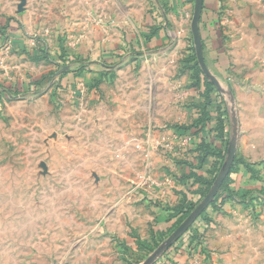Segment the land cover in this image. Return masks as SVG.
<instances>
[{
    "label": "rangeland",
    "instance_id": "374dc122",
    "mask_svg": "<svg viewBox=\"0 0 264 264\" xmlns=\"http://www.w3.org/2000/svg\"><path fill=\"white\" fill-rule=\"evenodd\" d=\"M120 1L0 0V264H141L173 231L151 252L130 239L125 196L144 169L126 97L137 94V67L125 55L92 58V21L118 18ZM250 49L239 58L254 66L236 80L262 153L264 0H254ZM121 213L125 238L107 231ZM231 224L241 240L216 263L264 264V198Z\"/></svg>",
    "mask_w": 264,
    "mask_h": 264
},
{
    "label": "crops",
    "instance_id": "0c3cea01",
    "mask_svg": "<svg viewBox=\"0 0 264 264\" xmlns=\"http://www.w3.org/2000/svg\"><path fill=\"white\" fill-rule=\"evenodd\" d=\"M120 3L118 18L108 15L102 21H92V58L111 61L113 55H125L127 69L137 67L135 82L129 84L136 86L137 94L135 97L126 94L132 103L136 101L137 120L131 128L136 129L142 149L138 165L144 167L135 190L125 196L130 239L135 242V239H148L153 231L170 227L173 221L164 222L168 215L162 206L176 208L183 202L199 201L218 160L196 151V146L205 138L207 143L223 149L231 136V122L228 96L218 91L220 97L211 95L206 106L208 121L204 130H197L196 123L206 99L203 80L197 88L191 87L192 63L187 60L194 48L190 29L194 0H150V3L121 0ZM199 30L209 71L236 99L239 120L236 155L253 169L260 170L262 181L252 179L251 173L238 165L239 170L231 175L230 187L241 192L207 208L155 264L216 263L225 247L236 243L237 238L241 240L231 223L235 215L241 216L251 206L247 202L256 195L254 192L251 196L245 195L246 189L254 190L264 184L261 175L264 167L259 166L264 162V149L261 153L256 148L260 144L244 111L243 101H246L238 97L236 80L242 78L236 72L238 69L254 66L251 58L245 57V63L239 58L240 51L245 55L253 52L250 46L254 45V0H204ZM182 127L187 128L186 133ZM164 148L166 156L162 155ZM135 193L138 196L134 198ZM134 201L136 214L129 206ZM124 220L125 215L121 213L120 228L110 223L107 231L125 238L128 233ZM161 237L162 233L155 236L156 240ZM117 255V261L122 263L124 256Z\"/></svg>",
    "mask_w": 264,
    "mask_h": 264
},
{
    "label": "trees",
    "instance_id": "16d2710c",
    "mask_svg": "<svg viewBox=\"0 0 264 264\" xmlns=\"http://www.w3.org/2000/svg\"><path fill=\"white\" fill-rule=\"evenodd\" d=\"M202 14V13H201ZM188 62L192 63V66L190 67L191 69V79L194 80V83L192 84V88H197L200 80H203L205 83V91L203 93L204 98L206 99L205 106L200 110V115L198 117L196 125L197 127L200 128L198 132H202L204 130L205 122L208 121L206 118H208V112L206 110V106L210 103V97L211 95H216L217 97H220L218 91L214 87V85L206 79V77L203 75L202 71L200 70V67L197 63L194 48L191 49L190 55L187 57ZM181 130V127H178ZM178 129V130H179ZM182 129H185L183 131L186 133L187 128L182 127ZM189 130V129H188ZM228 141L224 145L223 149L216 147L215 145H211L205 141V138H202L200 143L196 146V151L198 152H204L205 154L214 156L217 161V168L213 174L212 179L209 182H206V188L203 190V192L200 194V199L199 201L193 202V201H188V202H183L176 208H168L167 206H162L163 211L168 215L166 219H163L164 222H171V225L168 229L165 231H159V232H152V235L146 240H136L137 247L143 248V247H149L148 251L151 252L154 248H156V234L162 233V236L169 234L172 230H174L186 217L187 215L195 208V206L201 201V199L206 195L208 190L210 189L211 185L213 184L219 169L226 157V151H227V145ZM264 164V162L259 163V166ZM238 165H242L244 168H246L249 173H251V178L254 179L255 181H262L261 176H260V170L251 167L250 165L244 163L237 155H235L233 164L231 166L230 172L226 179L224 180L222 186L220 187L216 197L214 198L213 202L209 205V207H213L216 203L220 201V203H224L227 199H232L236 194H239L241 190H236V189H231V184L233 183V179L231 178V175L236 173L238 169ZM258 165V164H257ZM251 189H246L245 195L248 196L251 192L256 193L254 197H251L249 199V202H247V205H254L255 202L260 201L261 199L264 198V184L260 185L259 187H255L254 190ZM254 202V203H253ZM156 205L158 203H155ZM160 204V203H159ZM208 207V208H209ZM206 210L202 213L200 217H202L205 214ZM199 217V218H200ZM198 218V219H199ZM159 219V218H157ZM159 221V220H158ZM192 228V226H191ZM190 228V229H191ZM189 229V230H190ZM131 235V233H130ZM125 243V241H123ZM175 245V244H174ZM173 245V246H174ZM172 246V247H173ZM124 250H128L129 247H127L126 243L123 246ZM124 256V255H123ZM124 258V257H122ZM123 262V259H121Z\"/></svg>",
    "mask_w": 264,
    "mask_h": 264
},
{
    "label": "water",
    "instance_id": "95a60500",
    "mask_svg": "<svg viewBox=\"0 0 264 264\" xmlns=\"http://www.w3.org/2000/svg\"><path fill=\"white\" fill-rule=\"evenodd\" d=\"M204 0H194L193 13L191 16V35L194 46V52L197 63L203 75L210 81L217 91L228 96L229 113L231 122V136L228 142L226 157L219 169V172L211 185L206 195L195 206V208L187 215V217L171 232V234L160 243L157 248L141 263V264H155L197 221L202 213L209 207L216 197L224 180L228 176L231 166L233 164L239 135V120L235 108V97L231 91L224 89L218 79L209 71L203 56L202 41L199 30V22L201 18Z\"/></svg>",
    "mask_w": 264,
    "mask_h": 264
}]
</instances>
